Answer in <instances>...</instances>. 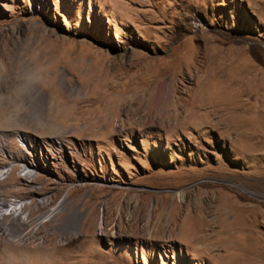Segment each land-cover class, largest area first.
<instances>
[{
  "label": "rangeland",
  "instance_id": "obj_1",
  "mask_svg": "<svg viewBox=\"0 0 264 264\" xmlns=\"http://www.w3.org/2000/svg\"><path fill=\"white\" fill-rule=\"evenodd\" d=\"M7 168L0 264H264V0H0Z\"/></svg>",
  "mask_w": 264,
  "mask_h": 264
},
{
  "label": "bare ground",
  "instance_id": "obj_2",
  "mask_svg": "<svg viewBox=\"0 0 264 264\" xmlns=\"http://www.w3.org/2000/svg\"><path fill=\"white\" fill-rule=\"evenodd\" d=\"M173 87V86H172ZM175 88V87H174ZM170 91V90H169ZM174 91V90H173ZM176 92V91H175ZM196 92H197V90H196ZM199 96V95H198ZM201 97V96H200ZM162 99V98H161ZM173 99H175L176 100V98H175V96H172L171 98L170 97H167V98H164V99H162L161 100V105H156V107H155V112H156V118H157V120L159 119V120H161V122L162 121H164L165 123H170V124H173L174 126H178L179 124H185V119H184V121H180V119L182 118V114L181 113H179L178 112V104L180 103L178 100H176L175 101V103L173 102ZM193 100V99H192ZM192 100H191V102H192ZM195 101H196V99H195ZM186 103V102H185ZM188 103V102H187ZM193 103V102H192ZM180 105V104H179ZM202 106V105H201ZM161 110H164V113H161ZM188 113V112H187ZM190 115V114H189ZM186 116V115H185ZM154 118V117H153ZM185 118V117H184ZM187 120V119H186ZM160 122V121H159ZM109 123H110V121H109ZM179 127V126H178ZM177 127V128H178ZM26 169V168H25ZM24 169V170H25ZM29 169V168H28ZM9 170V168H7V169H4V170H1L0 169V177L2 176V175H5V173H7V171ZM28 171V173H32L33 172V170H27ZM27 174V173H26ZM5 177V176H4ZM174 198V197H173ZM172 198V199H173ZM218 199L214 202V204L213 205H211V207H210V211L209 212H206V211H204L205 212V215L204 216H201L200 217V220L198 219L197 220V222L195 223V225H196V228H195V231L196 232H199V231H204V232H206L207 233V231L208 230H214L215 228H221V230H220V232L219 231H216V229H215V233H213L212 235H210V237L212 236V238H213V236L216 234V233H218V235H220V234H222L223 232L224 233H226V234H228V232L229 231H231V230H236L238 227H235V226H231V225H226L225 223H223L222 224V222H225V221H227L229 218H230V215H231V213H232V211H234V210H232V209H234V207L236 206V205H234L233 206V204H232V206H233V208H231V207H229V205H228V203H226L225 202V199L223 200V197H222V195H221V197H217ZM221 199H222V201H221ZM228 200V199H227ZM226 200V201H227ZM2 201V200H1ZM174 201V200H173ZM228 202V201H227ZM237 202V201H236ZM236 202H235V204H236ZM218 203V204H217ZM220 203V204H219ZM3 205V208H5V211L7 212V213H11L14 217H16V218H18V217H20L21 218V220H19L20 221V223H23V222H28V214L26 213V212H24V210H23V207H24V202L22 201V200H16V201H14L13 200V202H11V203H9V204H7L6 203V201L5 200H3L2 201V203H0V205ZM168 204H169V206H172V211L174 212V211H177L178 209H177V205H175V204H173V202H172V200H170V201H168ZM217 204V205H216ZM241 205V204H240ZM242 205H244V204H242ZM161 206V205H160ZM237 206H239V205H237ZM169 208V207H168ZM245 208H247V207H245ZM154 209V208H153ZM181 209V208H180ZM202 209V208H201ZM247 209H249V208H247ZM246 209V210H247ZM156 210V209H155ZM163 210V209H162ZM164 211H166L165 209L162 211V213H158L159 214V216H156V217H158L155 221H156V225H158L159 224V226H158V228H157V230H162L163 228H161V225H162V223H163V221H164V213H166V212H164ZM199 211V210H198ZM2 212V211H1ZM0 212V213H1ZM77 212V211H76ZM155 212V211H154ZM178 212V211H177ZM181 212V211H180ZM179 212V213H180ZM243 212V211H242ZM248 212V211H247ZM48 214H45V215H49V214H51L52 213V210L51 211H49V212H47ZM76 214V213H75ZM75 214L73 215V216H75ZM199 214V213H198ZM235 215H236V213H234ZM257 214L258 215H260V213L258 212V211H249L248 212V214H244V219L246 220V219H248L249 217H251L252 218V216H254V215H256V217H257ZM52 215V214H51ZM46 217V216H45ZM154 217H155V215H154ZM234 217V216H233ZM42 218V217H41ZM251 218H250V220H251ZM174 220H175V218H173ZM237 219H238V222H240L239 221V218L237 217ZM243 218H242V220H244ZM253 219V218H252ZM153 220V218H151V220L148 222V225H146V226H150L151 225V223L152 222H155V221H152ZM194 220V219H193ZM192 220V221H193ZM173 221V220H172ZM218 221V222H217ZM229 221V220H228ZM252 221V220H251ZM162 222V223H161ZM175 222V221H174ZM177 222H179V221H177ZM230 222H232V221H230ZM229 222V223H230ZM233 222L235 223V225L237 224V222H235V220L233 219ZM249 222V221H248ZM248 222H240V223H242L243 224V226H242V230L243 229H245V230H247V229H250L251 227H250V223L248 224ZM216 223V224H215ZM248 225H247V224ZM174 224V223H173ZM106 224H105V220L103 219L102 220V222H101V226H105ZM177 225H179V224H177ZM183 225V224H182ZM191 225H192V222H191ZM190 225V226H191ZM240 225V224H239ZM247 225V226H246ZM146 226H145V228H146ZM176 226V225H175ZM184 226V225H183ZM227 226H229V227H227ZM182 227V226H181ZM207 227H210V229H208ZM144 228V227H143ZM166 229V228H165ZM168 229V228H167ZM166 229V230H167ZM240 229V230H241ZM174 230H177L176 228L174 229ZM174 230H172V231H174ZM239 230V229H238ZM252 230H254L255 231V229L253 228ZM258 230V229H257ZM168 231V230H167ZM171 231V230H170ZM174 232H176V231H174ZM239 232V231H238ZM247 232V231H246ZM248 232H250V230L248 231ZM247 232V233H248ZM212 233V232H211ZM247 233H245L246 234V236L248 237L249 235L247 234ZM170 234V233H169ZM173 234V233H172ZM239 234V233H238ZM217 235V234H216ZM216 235H215V237H216ZM228 236H230V234H228ZM236 236V235H235ZM219 237V236H218ZM237 237V236H236ZM241 237V236H240ZM221 238V237H220ZM238 239H240V238H238ZM228 240H229V238H228ZM236 240H237V238H236ZM249 240V239H248ZM225 241H226V239H225ZM238 241V240H237Z\"/></svg>",
  "mask_w": 264,
  "mask_h": 264
}]
</instances>
